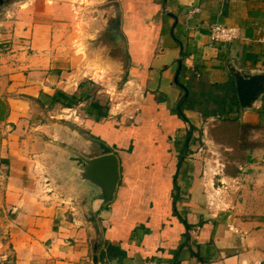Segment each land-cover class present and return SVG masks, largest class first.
Masks as SVG:
<instances>
[{"label":"crops","instance_id":"crops-1","mask_svg":"<svg viewBox=\"0 0 264 264\" xmlns=\"http://www.w3.org/2000/svg\"><path fill=\"white\" fill-rule=\"evenodd\" d=\"M24 1L15 5L23 7ZM78 4L28 1L24 10L14 9L15 27L11 20L3 35L7 49H0V99L6 114L0 121L1 133L5 131L0 144L6 147L1 156L9 168L5 194L12 203L13 264H142L146 259L156 264H264V144L255 141L264 102L236 111L227 69L264 70V0H117L128 56L122 74L132 92L123 100L122 115L146 111L149 123L161 117L154 131L164 130L168 137L148 174L137 172V163L125 166L121 155L128 149L107 142L118 161L116 187L107 203L75 172L57 175L56 193L51 192L52 178L42 177L44 194L39 197L26 172L28 152L42 141L35 127L27 125L28 118L58 105L49 101L55 89L77 95L84 81L69 71L75 60L65 54L71 49L70 8L77 14ZM105 4L99 0L91 9L95 40L103 32L102 15H113L102 8ZM192 7L197 11L187 17ZM213 23L235 27L238 37L210 43ZM79 104L62 109L76 111ZM178 105L186 121L174 118L172 123ZM115 110L116 105L109 107L99 121L85 119L86 134L105 143L90 129L99 122L112 124L111 116L120 112ZM240 124L249 127L240 129ZM189 125L191 137L185 140ZM228 131L232 136L247 133L248 141L238 140L240 146L227 142ZM194 132L202 136L196 145L190 141ZM73 138L81 147L91 146L75 134ZM193 148L202 150L201 173L189 163L197 154L184 156ZM235 149L242 151L239 158Z\"/></svg>","mask_w":264,"mask_h":264},{"label":"rangeland","instance_id":"rangeland-1","mask_svg":"<svg viewBox=\"0 0 264 264\" xmlns=\"http://www.w3.org/2000/svg\"><path fill=\"white\" fill-rule=\"evenodd\" d=\"M28 1L31 0H25L24 6ZM37 1L41 6H49L52 5L53 2H58L65 3L67 7H70L68 5L69 1L72 5L74 1L80 2L76 8V11H78L77 14H74L73 6L72 9L70 8L72 20L68 29L72 34V39L68 46L71 49L65 54L72 58V62L75 60L74 66L72 69H69V71H76L79 73L77 74L78 77H83L82 79H84V81H82L83 86L81 89L86 90L87 93V100L81 101L76 111L63 110V106L58 104L56 107L52 108V110L50 109L51 111H47L48 108H44L43 110L38 109L37 112H40L41 115L36 112V114H33V116L28 118L30 122L27 125L35 127L34 131H32L34 133H39L42 137V141H38L37 147L35 149L32 148L28 152L29 163L26 171L27 174L35 180L34 184L37 187L35 193L37 196L41 197L44 194V191L40 189L41 187L39 188V184L43 182L42 177L53 179H51L50 186L54 190L51 189V192L56 193L58 186L60 185V181L55 180L57 175L59 176L60 173L67 172L72 173L74 171V169L64 161L66 156L80 154L83 157L88 158L97 152L98 149H95L92 146L87 148L79 146L77 141L75 142L73 138L74 134L77 137H81L82 140L85 138V134L87 133L83 129V126H86L85 119L93 118L92 116H87L85 112L89 103L92 101L98 102L102 109L106 107V113L109 107L113 105H116L115 111L120 112H116L117 114L111 116L113 121L112 124H102L100 122L97 125L94 124L92 129H90V134L95 136L101 135L103 140H105V143L103 142L105 145L107 142L115 143L116 147L119 146L128 149L126 152L124 151L123 155H121L125 161V166L137 163V172L145 171L146 174L152 172L154 162H151V160L153 158L156 161L158 155L161 153L162 142L168 137V133H163V129L166 127V120H164L163 117V131L160 133L159 131H154V128L157 125V119H160L161 117L154 116V121L149 123L148 113H146V111L143 112L142 115L136 117L131 113L122 115L125 109L123 106L125 104L123 100L126 99V95H132V92L128 91L131 89H129L130 84L126 83V77L122 74V71L126 68L121 67L118 61V59H121L120 52L115 50L112 53L108 50L101 38L95 40L93 37L92 30L96 21L91 18V9L98 5L99 0ZM24 6L18 7L14 4L10 6L11 8L8 6L3 9L2 14L0 15V30H3V32L0 33V49L4 50V47H6V45H3V42L7 38L3 35L8 33L7 31L9 30V25H11V20L13 21V28L15 27L14 21L17 17L14 9L24 10ZM13 39L15 40L14 36ZM13 48H15V42L13 43ZM256 103L258 104V101ZM260 107L262 108L263 106ZM179 109L181 112L184 110L182 105L177 106L176 114H174L175 116L170 118L172 123L174 118H176L177 121H182L178 115ZM259 116H261V128L258 131L255 141L261 145L264 144V112L259 114ZM46 119H48L50 123H48ZM53 125H56V129L53 128ZM111 125L117 128H111ZM74 127L79 130L73 131ZM231 130H234V127H231ZM4 132V129L2 133L0 130V141L1 138H4ZM227 133L229 134L230 132L228 131ZM34 135L35 134H33V136ZM193 135L190 141L194 140L193 142L196 145L200 139H202L201 132H194ZM229 135H227V142L234 141L233 144H236V146H240L242 140L246 142L248 141L247 133L234 132L233 136L230 135L232 137ZM190 137L191 136H189V138ZM48 141L50 143H48ZM165 143L166 142H164V144ZM113 148L114 147L109 145V149L115 153V149ZM6 152V147H3V145L1 146L0 144V264H13V250L10 242L11 234L13 232V212L10 209L12 203L10 202L11 199L7 198L5 194V186L8 182L7 177L9 176L7 175V172L9 168L7 163L3 162V159L5 158H2L1 156ZM205 152L208 153V151ZM232 152L235 158H239L241 155L240 152L242 151L240 149H235L232 150ZM190 153L197 154L194 158L191 155L187 156L188 159L193 158V161H195H189L192 168H194L192 170L201 173V168L203 167L201 156L202 150L200 148L188 149V152L185 153L184 156ZM120 154L121 153L119 152V155ZM209 154L211 153L209 152ZM183 167L184 166L182 165V168ZM19 170H25L24 166L23 169L21 168ZM164 171H166V169ZM159 172V169L155 170V173ZM188 182L189 181H186V184L187 186H190L188 185Z\"/></svg>","mask_w":264,"mask_h":264},{"label":"water","instance_id":"water-1","mask_svg":"<svg viewBox=\"0 0 264 264\" xmlns=\"http://www.w3.org/2000/svg\"><path fill=\"white\" fill-rule=\"evenodd\" d=\"M22 0H0V15L3 9L18 3ZM106 2L102 8L113 10V15L107 17L103 14L105 21L102 28V34L99 38L103 41L109 51L112 53L117 50L121 54L118 59L121 67L126 68L128 63L127 51L125 49L124 39L119 31V10L117 0H104ZM124 63V64H123ZM231 73L236 100L240 110L250 109L254 103L264 96V70L253 71L236 69L232 65L227 66ZM85 139L92 147L98 149L93 156L88 158L80 154L66 156L64 161L70 164L73 172L87 183L93 185L98 192V197L104 203L111 201L118 179V161L117 156L107 145L97 138H92L85 134ZM95 250V247L92 249ZM95 261V256L93 257Z\"/></svg>","mask_w":264,"mask_h":264},{"label":"trees","instance_id":"trees-1","mask_svg":"<svg viewBox=\"0 0 264 264\" xmlns=\"http://www.w3.org/2000/svg\"><path fill=\"white\" fill-rule=\"evenodd\" d=\"M83 83H79L78 84V88H79V92L77 95H67L64 92H62L59 89H55L53 91V93L51 94V96L49 97V101L50 104H55L58 103L63 107H71L75 104H77V102H81V101H85L87 100V93L86 90H82ZM261 102H264V97H262ZM262 106V105H261ZM234 109L236 111H238L239 107H238V103L237 100L234 103ZM229 110V109H228ZM260 109H259V113H260ZM86 115L87 116H92L94 121H99L100 119H103L106 117V107H104L103 109L100 107V105L98 104V102L96 101H92L89 103L87 109H86ZM6 114V105L5 103L0 99V120H2L5 117ZM178 115L179 117L183 120L186 121L184 115L182 114L181 110H178ZM237 118H227V117H221L220 120H229V121H235ZM249 127V125L246 124H240V129H244L245 127ZM189 131H187L186 135H185V140H188L189 136H190V129H193V127L191 125L188 126ZM185 151V145L184 148H180V150L178 151L180 153L179 156V160H181L182 158V154ZM180 163V161H179Z\"/></svg>","mask_w":264,"mask_h":264},{"label":"built area","instance_id":"built-area-1","mask_svg":"<svg viewBox=\"0 0 264 264\" xmlns=\"http://www.w3.org/2000/svg\"><path fill=\"white\" fill-rule=\"evenodd\" d=\"M197 11L196 7H192L187 11V17ZM238 37V31L235 27L225 26L213 23L208 28V40L210 43H226ZM142 264H156L152 259H146Z\"/></svg>","mask_w":264,"mask_h":264}]
</instances>
